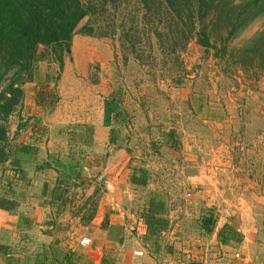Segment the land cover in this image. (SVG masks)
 Masks as SVG:
<instances>
[{
	"label": "rangeland",
	"instance_id": "1",
	"mask_svg": "<svg viewBox=\"0 0 264 264\" xmlns=\"http://www.w3.org/2000/svg\"><path fill=\"white\" fill-rule=\"evenodd\" d=\"M86 25L94 22L86 17L76 31ZM263 30L264 14L229 43L228 51L240 49ZM116 31L110 37H102L100 30L94 36L76 34L71 52L63 53L61 60V53L47 48V59L33 71L35 82L25 85L34 94V83L53 89L44 91L46 98L61 104L60 122L55 120L60 125L50 124L44 115L41 123L37 118L29 128L40 124L38 131L43 136L63 131L64 147L73 146L72 139L76 142L77 152L67 157L78 163L85 159V165L98 155L106 163L115 154L109 152L111 148L124 150L118 158L126 166L119 178V203L133 215L128 224L135 229L146 202L156 197L167 203L171 220L163 243L174 237L177 225L182 233L187 231L190 240H201L204 216L218 214V221L223 205H239L242 195L258 196V189L264 191V71L242 68L234 59L216 56L215 50L206 51L195 40L181 54L179 68L162 67L155 40L152 56L156 60L142 44V64L124 52L120 30ZM111 96L119 100L125 113L108 128L102 126L103 108ZM27 97L33 100V94ZM18 111L9 120V143L20 121ZM100 147L94 156V148ZM140 170L147 171L148 185L129 187V178L134 171L141 176ZM97 175L88 179L92 188L87 185L76 193L80 198H76L74 213L87 201V210L93 204L98 210L103 202L107 190ZM131 231L127 229L125 247L140 240ZM100 233L97 237L103 240ZM108 237L118 241L116 234ZM103 250L110 257L120 253L122 246L111 248L105 243Z\"/></svg>",
	"mask_w": 264,
	"mask_h": 264
},
{
	"label": "crops",
	"instance_id": "2",
	"mask_svg": "<svg viewBox=\"0 0 264 264\" xmlns=\"http://www.w3.org/2000/svg\"><path fill=\"white\" fill-rule=\"evenodd\" d=\"M36 84L31 85L36 88L35 94L32 90L28 92L26 85L23 88L25 96L18 111L20 121L15 126V137H10L14 149L23 147L25 150L18 153L14 150L12 158L0 163V201L16 203L11 211L0 208V264H66L65 258L70 253L90 264H102L106 257L105 243L111 248L122 246L120 253L114 252L109 257L112 264H264V191L261 192V188L258 196L242 195L239 205H223L212 234H205L200 226L201 238L207 236L205 241L190 240L186 237L187 231L182 233L181 225H177L174 237L162 243L160 251L155 252L145 241L147 228L142 219L135 221L139 225L133 229L128 224L133 215L119 203L120 195L122 197L119 178L126 168L119 159L125 151L116 152L111 148L109 152L115 154L106 163L98 155L89 159L87 165L85 159L78 163L67 157L77 152L74 139L70 141L73 146L64 147L60 140L65 134L63 131L43 136L38 131L40 124L29 128V123L37 118L41 123L44 115H48L50 124L60 125L57 123L62 112L60 102L55 103L49 97L40 98L42 91L53 89ZM28 94H33V100H27ZM67 131L69 134L71 130ZM101 148H94V156ZM77 156L76 153L74 157ZM71 169L81 174L82 179H67L64 174ZM95 172L98 180L105 183L107 193L98 206L95 220L84 226L76 217L79 208L74 213L76 198H80L76 193L87 185L93 187L88 179ZM130 179L128 186L132 187ZM60 193H64V197L56 200ZM128 228L140 240L125 247ZM98 232L102 233L103 240L98 239ZM112 234L117 235L118 241L108 237ZM74 237H77L76 244L71 242ZM84 237L92 238L91 246H80ZM137 252L144 255L136 256Z\"/></svg>",
	"mask_w": 264,
	"mask_h": 264
},
{
	"label": "trees",
	"instance_id": "3",
	"mask_svg": "<svg viewBox=\"0 0 264 264\" xmlns=\"http://www.w3.org/2000/svg\"><path fill=\"white\" fill-rule=\"evenodd\" d=\"M263 14L264 0H0V163L12 158L14 150L16 153L25 150L10 145L9 120L23 104L24 85L35 82L33 71L47 59V48L61 53L58 56L61 60L63 53L71 52L76 34L94 36L100 30L102 37H110L120 30L124 52L142 64L145 62L140 53L142 44L151 52L150 58L156 60L152 56L155 40L162 67L179 68L181 54L195 40L206 51L215 50L216 56L234 59L242 68L264 71V30L240 49L228 51L229 43ZM86 17L94 25L76 31ZM127 59L124 55V60ZM46 96L42 91L40 98ZM103 111L104 127L108 128L125 113L115 96L105 100ZM140 172L142 175L138 176L134 171L131 184L146 187L147 171ZM64 176L75 181L82 179L73 169ZM63 197L64 193L57 194L56 200ZM88 204L89 201L79 207L76 215L84 226H89L97 213L96 204L87 210ZM166 204L163 199L151 197L141 215L147 228L145 241L155 252L160 251L162 238L171 228ZM15 206L12 201H0V208L6 211ZM216 222V215L209 213L202 218L201 229L210 235ZM168 250L173 253L171 248ZM65 262L90 264L75 253H70ZM102 264H112V260L105 257Z\"/></svg>",
	"mask_w": 264,
	"mask_h": 264
},
{
	"label": "built area",
	"instance_id": "4",
	"mask_svg": "<svg viewBox=\"0 0 264 264\" xmlns=\"http://www.w3.org/2000/svg\"><path fill=\"white\" fill-rule=\"evenodd\" d=\"M80 246L83 248L89 247L92 245V238L90 237H84L83 239H81L80 241ZM144 254L142 252H137L136 256H143Z\"/></svg>",
	"mask_w": 264,
	"mask_h": 264
}]
</instances>
